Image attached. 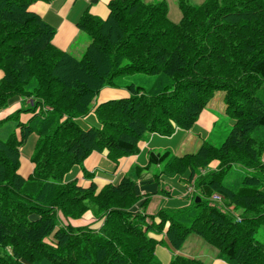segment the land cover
<instances>
[{
    "label": "trees",
    "instance_id": "16d2710c",
    "mask_svg": "<svg viewBox=\"0 0 264 264\" xmlns=\"http://www.w3.org/2000/svg\"><path fill=\"white\" fill-rule=\"evenodd\" d=\"M35 1L0 0V110L14 97L29 104L0 120L13 123L0 136V264H161L152 233L177 251L168 264H205L178 252L191 234L228 264H264L262 126L234 148L221 146L227 133L219 146L203 140L181 155L149 150L145 167L100 188L63 178L93 151L117 161L136 154L145 133L190 129L219 90L230 118L264 117V0H180L178 22L163 1L111 0L105 19L78 20L90 36L80 57L53 45L54 29L29 10ZM140 73L146 85L126 83ZM104 87L128 95L97 104L99 127L83 128L77 119ZM32 133L25 178L19 149ZM153 165L189 172L196 190L189 205L159 209L158 221L136 209V179ZM87 211L96 228L67 222Z\"/></svg>",
    "mask_w": 264,
    "mask_h": 264
},
{
    "label": "crops",
    "instance_id": "0c3cea01",
    "mask_svg": "<svg viewBox=\"0 0 264 264\" xmlns=\"http://www.w3.org/2000/svg\"><path fill=\"white\" fill-rule=\"evenodd\" d=\"M110 1L111 0H37L30 4L29 10L37 14L54 29L55 32L52 37L54 46L75 57H80L90 42V36L79 29L77 26L78 20L85 13L100 19H105L109 14L108 5ZM2 75L3 73L0 71V78ZM127 95V91L123 88H102L93 101V107L89 113L77 119L78 123L86 129L90 126L99 127V123L94 115L95 106L100 102L125 97ZM25 103L28 104V100L24 98H12L6 107L0 110V120L23 108ZM211 111L213 110H202L197 121L188 130L176 129L170 136H162L157 133H145L138 143V152L136 154L123 156L117 161L110 160L107 157L106 151H93L79 165L72 166L63 178L65 181L75 180L78 185L83 187L93 182L97 188H100L108 183H117L133 166L145 167L148 162L147 153L149 150H170L175 155H181L178 151L183 149V153H185L184 149L190 147L188 141L189 135L201 137L199 138L201 139L199 142L200 145L204 140L203 137L208 135L211 127L213 128L217 117L216 114L211 113ZM10 126H13L12 122L10 125L7 123L0 127V136L6 135L5 133L11 128ZM16 131L18 132V128ZM36 139V134H30L19 149L20 162L18 172L25 178L31 174L33 169L30 156ZM193 147H196V144L195 146L193 145ZM188 176L189 172L182 176H166V174L161 171V165L150 166L136 179V193L141 195L140 201L136 204V209L141 210L142 213L147 216L154 215V221H158L156 213L159 209H175L189 205L190 200L187 196L185 186ZM144 199L146 200V205L142 208L140 207V203ZM86 213H88V216L92 217H87V221L93 219L91 212L87 211ZM151 235L157 240L162 239L155 247V255L161 264H167L172 254L177 251H172L169 248L163 233H152ZM178 252L198 258L203 263L205 262L203 259L208 257L209 259H206L208 262H205V264H228L220 258L216 249L203 242L200 238L191 235L187 237L185 243Z\"/></svg>",
    "mask_w": 264,
    "mask_h": 264
},
{
    "label": "rangeland",
    "instance_id": "374dc122",
    "mask_svg": "<svg viewBox=\"0 0 264 264\" xmlns=\"http://www.w3.org/2000/svg\"><path fill=\"white\" fill-rule=\"evenodd\" d=\"M143 1H145V2H161V1H163L166 5V8H167V14L166 15L172 22H178L181 18V10L179 7V1L180 0H143ZM186 1L190 4L198 5L203 0H186ZM148 78H149V76H147L143 73H140V74H135V75H132L130 77H127V78H125V80H126V83L134 82L137 85H146V83L149 80ZM110 88L116 89L115 87H110ZM204 109L213 110V111H211V113H215L216 117H217L215 122H214L213 128L211 127V129L208 132V135L203 137L204 140H208L216 146L220 145V142L224 139V137L227 133H228L229 138H230L229 139L230 143H228L229 140H227L224 143V145L222 143L221 146H223L225 148H234V147H236L237 139H240L243 141L246 136H248L251 132H254L258 127L262 126L264 128V126L262 125V124H264V117H262L260 119H256V120H240V121H236V120L230 118L225 112L224 104L222 101V91H220V90L215 92V94L209 100L207 106ZM1 135H2V133H1ZM199 138H201V137H197L195 135H189L188 141H189L190 147H187V149H184L185 152H192V151L196 150L194 148H197L199 146V142L201 141V139H199ZM195 144H196V147H193V145L195 146ZM178 152H180V154H183L184 151L182 149ZM217 163H218V161H211L209 163V166L215 167L217 165ZM185 173H187V172H184L182 174H176V175L182 176ZM166 176H173V175L166 174ZM186 180H187L185 182L186 183L185 184L186 193H187L189 200L191 201L193 196L196 194V190H195V186L193 184V179H190V174ZM189 190H191V191H189ZM87 217L92 218V217L88 216V213H85V214H83V216L81 218L75 219L76 221L75 220H70V221L68 220L67 222L70 223L72 226H83V225H87V224H92V227L96 228L99 225V222H96L94 218L87 221V219H88ZM191 236L197 237L193 234H191ZM256 237L261 239V240H264V234H258V235H256ZM170 259H169V261H170ZM206 259H209V258L207 257V258H204L203 260L205 262H208V260H206ZM168 262H167V264H168Z\"/></svg>",
    "mask_w": 264,
    "mask_h": 264
},
{
    "label": "water",
    "instance_id": "95a60500",
    "mask_svg": "<svg viewBox=\"0 0 264 264\" xmlns=\"http://www.w3.org/2000/svg\"><path fill=\"white\" fill-rule=\"evenodd\" d=\"M198 200H199V198H198V197H196V198H195V201H198Z\"/></svg>",
    "mask_w": 264,
    "mask_h": 264
},
{
    "label": "built area",
    "instance_id": "2783aa9c",
    "mask_svg": "<svg viewBox=\"0 0 264 264\" xmlns=\"http://www.w3.org/2000/svg\"><path fill=\"white\" fill-rule=\"evenodd\" d=\"M189 191H191V190H189ZM214 197L218 199V196H214Z\"/></svg>",
    "mask_w": 264,
    "mask_h": 264
},
{
    "label": "bare ground",
    "instance_id": "6f19581e",
    "mask_svg": "<svg viewBox=\"0 0 264 264\" xmlns=\"http://www.w3.org/2000/svg\"><path fill=\"white\" fill-rule=\"evenodd\" d=\"M189 189V188H188Z\"/></svg>",
    "mask_w": 264,
    "mask_h": 264
}]
</instances>
